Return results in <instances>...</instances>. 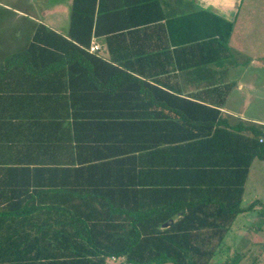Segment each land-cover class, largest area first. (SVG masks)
Returning <instances> with one entry per match:
<instances>
[{"label":"trees","instance_id":"16d2710c","mask_svg":"<svg viewBox=\"0 0 264 264\" xmlns=\"http://www.w3.org/2000/svg\"><path fill=\"white\" fill-rule=\"evenodd\" d=\"M87 1L75 0L72 11L73 26L84 27L73 39L86 45L94 22ZM63 40V48L30 42L0 62V73L99 70L85 49ZM75 99L69 98L71 111L46 113L57 127L40 147L52 157L34 167L0 162L1 214L44 220L8 237L17 254L0 257V264H107L112 257L127 264H209L236 216L264 207L242 203L253 159L264 160L262 126L232 124L216 107L174 96L152 103L176 104L169 112L83 111L85 103ZM5 102L12 105L13 96L1 97ZM37 102L27 93L19 103ZM23 249L33 253L21 256Z\"/></svg>","mask_w":264,"mask_h":264},{"label":"crops","instance_id":"0c3cea01","mask_svg":"<svg viewBox=\"0 0 264 264\" xmlns=\"http://www.w3.org/2000/svg\"><path fill=\"white\" fill-rule=\"evenodd\" d=\"M94 1L85 5L89 13L94 7L86 45L73 39V32L84 28L72 24L75 0H0L12 16V21L0 25V38L8 40L3 48L19 51L38 39L42 45L50 41L63 48V38L69 39L92 55V65L99 68L91 73L66 70L27 77L0 73V98L14 99L10 106L0 104V162L34 167L42 165L40 159L52 157L40 147L47 142L44 135L57 127L46 113L73 110L68 109L72 96L76 103H85L83 111L112 112H169L177 105L152 103L174 96L216 107L232 124L241 120L264 128V36L255 37L256 26L264 25V8L256 3L264 0ZM27 78L31 81L15 82ZM27 93L38 102L21 108L19 102ZM21 109L26 116L20 115ZM258 160L264 162L253 159L242 203ZM4 205L0 203V209ZM42 218H15L0 211V257L17 254L16 242L8 237H18L21 225H36ZM32 253L23 249L20 254ZM108 260L112 264L113 259Z\"/></svg>","mask_w":264,"mask_h":264},{"label":"rangeland","instance_id":"374dc122","mask_svg":"<svg viewBox=\"0 0 264 264\" xmlns=\"http://www.w3.org/2000/svg\"><path fill=\"white\" fill-rule=\"evenodd\" d=\"M256 5H258L259 8H264V1L257 2ZM260 12L262 13V11ZM10 14L11 13L8 10H5L0 6V25L3 24L2 21L4 20L12 21V16ZM256 28L258 31L255 33V37L259 38L261 35L264 36V25L258 24ZM2 34L3 33L0 31V36H2ZM6 41H8L7 38H0V62L8 54L18 51V49H10L8 47L3 48L1 45ZM248 185V191H246V203H243V205H249V202L255 199V197L261 198L264 202L263 161L258 160L257 164L254 166ZM235 258H239L240 262L238 264H264L263 206L257 205L252 211H246L236 216L229 231L226 233L224 242L216 248L214 256L209 260V264L231 262ZM110 259H113L112 264H125V257H112Z\"/></svg>","mask_w":264,"mask_h":264},{"label":"water","instance_id":"95a60500","mask_svg":"<svg viewBox=\"0 0 264 264\" xmlns=\"http://www.w3.org/2000/svg\"><path fill=\"white\" fill-rule=\"evenodd\" d=\"M173 223V219H170V220H168L167 222H165L164 223V226L166 227V226H169L170 224H172Z\"/></svg>","mask_w":264,"mask_h":264},{"label":"built area","instance_id":"2783aa9c","mask_svg":"<svg viewBox=\"0 0 264 264\" xmlns=\"http://www.w3.org/2000/svg\"><path fill=\"white\" fill-rule=\"evenodd\" d=\"M263 139H261V141H262Z\"/></svg>","mask_w":264,"mask_h":264}]
</instances>
